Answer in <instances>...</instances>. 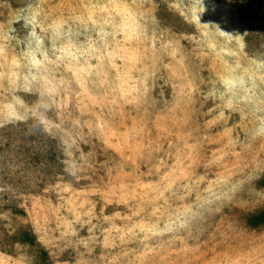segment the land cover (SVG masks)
I'll use <instances>...</instances> for the list:
<instances>
[{
  "label": "rangeland",
  "instance_id": "1",
  "mask_svg": "<svg viewBox=\"0 0 264 264\" xmlns=\"http://www.w3.org/2000/svg\"><path fill=\"white\" fill-rule=\"evenodd\" d=\"M261 211L264 0H0V264H264Z\"/></svg>",
  "mask_w": 264,
  "mask_h": 264
},
{
  "label": "trees",
  "instance_id": "2",
  "mask_svg": "<svg viewBox=\"0 0 264 264\" xmlns=\"http://www.w3.org/2000/svg\"><path fill=\"white\" fill-rule=\"evenodd\" d=\"M249 221H251L250 224H251L252 226H256V225H258V224H262V223H264V211H261V212L255 214V215H252V216L250 217V220H249ZM27 238H28L29 240H33V237H32L31 235H28Z\"/></svg>",
  "mask_w": 264,
  "mask_h": 264
}]
</instances>
